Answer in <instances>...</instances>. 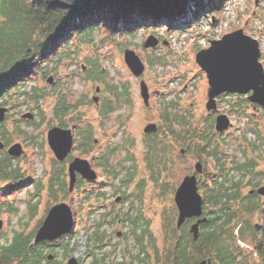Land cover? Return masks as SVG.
Segmentation results:
<instances>
[{
    "label": "rangeland",
    "instance_id": "374dc122",
    "mask_svg": "<svg viewBox=\"0 0 264 264\" xmlns=\"http://www.w3.org/2000/svg\"><path fill=\"white\" fill-rule=\"evenodd\" d=\"M162 16L161 19H157L159 21L143 23L136 21L132 24V28L127 29L121 28L126 21L119 20L115 26H119L118 28L122 30L113 29L111 24L107 27L102 24L91 46H84L81 42L79 47H72L68 58L62 61L56 75L49 73L43 76L34 70L28 73V78L25 77V80L21 81L22 84L18 86H21L20 90L27 91L34 86L44 89L46 96L41 97L37 103L33 99L29 101V98L20 94L19 90L14 92V89L6 96H0V107L5 108L0 129L6 130L11 136L8 142L0 137L4 143V147L0 149V156L7 154V148L16 142H19L23 149L20 155L12 156L22 178L18 181L0 179V219H2L0 245L9 243L15 232L26 234L36 230L49 207L57 202L65 201L71 207L76 223L69 236L53 245V251L57 256L54 264H66L69 256H75L84 264H90L92 256L89 252L94 249L88 245L86 239L91 228L94 229L98 221L105 219L97 231L106 232L112 242H117L114 231L129 230L127 224H119L117 218L113 220L111 216L104 215L111 210L110 201L114 202L118 197L112 208L113 212L125 210L131 203L132 209L141 210V215L143 214L149 221V231L155 239V244L151 245L155 248L147 249L148 258L150 259L151 256V264H154L153 261L157 259L162 264H176L166 259V256L169 257V248L176 242L173 226L176 228L178 210L174 202V193L183 177L193 172L195 162L200 160L205 165V160L204 157L199 158L202 152L196 150L197 141L194 136L188 135L194 149L187 154L184 151L181 152L186 145L181 137L178 136L175 140L166 136L164 140L168 146L171 145L167 155L174 158L167 167L168 179L173 187L166 183L161 186L156 185L155 182L153 184L148 180V172L142 160V144L148 136L143 129L149 122H155L158 127L157 135H163L161 112L164 107L170 108L169 106L172 105L175 108L177 105L181 113L186 115L191 125L190 131L195 127L203 128L205 120H209L210 117L216 133L215 143H218L227 161L234 156L238 161H243V154L247 151L248 157L257 162L255 170L263 171L259 184H264V119L254 115L248 103L235 92H225L216 96L217 110L207 111L205 103L208 82L205 72L195 61L196 52L207 47L210 39L220 38L225 33L238 28H242L252 37L260 38L261 42L258 40L260 47L264 49V0H222L213 11L207 8L199 20L188 19L189 16L176 17L174 20L163 13ZM259 29L263 30L258 32ZM127 30L131 31L124 32ZM150 35L156 37L158 42L153 47H145L143 43ZM126 48L132 49L144 64V70L139 76H135L124 62ZM92 61L106 71L105 82L109 84L108 87L121 91L126 87L129 104L122 103L115 106L105 116L99 114V106L105 98L106 87L98 80L86 78L92 68L90 65ZM49 76L52 77V82H47ZM141 79L145 81L149 92L146 105L140 96ZM55 84L58 87L54 92ZM36 92L40 93V90L37 89ZM62 93L64 97L67 95L68 102L74 104L72 111L64 118L66 128H71L73 132L74 140L71 152L65 160L60 162L49 148L46 134L49 128L60 126L53 118L52 109L55 100ZM94 97L97 101H94ZM4 99H6L5 102H3ZM84 100H86L85 104ZM26 112L32 113L33 118L22 117V114ZM217 113L226 114L232 123L224 131L218 132L214 128V117ZM31 121L35 122L31 123ZM88 124L92 128L93 149L90 154H85L82 153L83 150L81 152L75 148L77 143L75 128ZM29 134L33 135L31 140L28 137ZM170 139L172 142L169 141ZM247 143L256 147L253 150H245ZM113 148L115 150L110 156V162L113 166L116 165V172L119 173L116 179L112 176L108 177L104 169L95 163L96 156ZM182 154L184 156H181ZM75 156L89 160L97 177L95 180H87L77 175L72 190L68 191L67 167ZM206 161L207 166L205 165L203 171L210 172L213 167L212 162L210 159ZM129 170L135 173L127 188L120 179ZM52 177L64 181L67 192L61 190L59 184H54L51 193L49 184L53 182ZM197 177L198 190L203 196L200 182L205 179L204 173H199ZM141 179L145 182H141L140 184L143 183V185L138 188V182ZM248 187L245 186L242 192L245 193ZM169 211L174 213L171 215L173 221L172 225L169 223L170 226L166 218L164 219ZM101 214L104 217H101ZM187 220L184 223L189 232L190 225L196 219ZM250 221L252 225L261 224V219L257 216L251 217ZM170 228L173 229V243H167L164 240ZM249 242L248 239L238 244L247 250L250 258L254 259L253 261L251 259V264H263L255 257L254 252L249 254V250L253 249L252 242ZM123 243L121 242L122 246ZM63 245L68 247L67 254H64ZM128 246L132 253L135 252V240L132 237L128 240ZM109 247L106 245L101 251H109ZM117 257L122 256L118 254ZM104 258H106L105 262L113 260L111 254Z\"/></svg>",
    "mask_w": 264,
    "mask_h": 264
},
{
    "label": "trees",
    "instance_id": "16d2710c",
    "mask_svg": "<svg viewBox=\"0 0 264 264\" xmlns=\"http://www.w3.org/2000/svg\"><path fill=\"white\" fill-rule=\"evenodd\" d=\"M221 1L0 0V96H6L14 89V92L19 90V93L27 96L29 101L33 99L37 103L41 97L46 96L44 89L34 86L28 91L20 90L21 86L18 85L22 84L25 77L28 78V73L33 70L43 76L49 73L56 75L62 61L68 58L72 47H79L81 42L84 46H91L102 24L106 27L111 24L113 29L117 30L127 29L132 28V24L136 21L142 23L159 21L157 19L163 17L162 13L163 15L168 14L170 19L174 20L176 17L185 18V16H189L188 19L199 20L207 8L213 11ZM119 20L126 21L121 28L115 26ZM129 31L131 30L124 32ZM92 64L90 63L92 68L86 78L98 80L106 87V95L99 106V114L105 116L115 106L122 103L129 104L130 99L126 87L123 91L108 87L109 84L105 82L106 71L102 67L99 68V64L96 62L92 61ZM80 68L82 69L81 65ZM57 87L55 84L53 91ZM37 89L40 90V93L36 92ZM5 101L6 99L3 100V102ZM85 103L86 100H84ZM173 106L164 107L161 112L164 126L163 135L159 132L160 136H158L157 132L151 136L147 135L148 137L143 141L142 160L148 172V180L160 186L164 183L171 185L167 167L170 161H174V158L167 155L171 145L168 146L164 140L166 136L175 140L178 136L181 137L186 144L183 148L185 154L194 149L188 135L194 136L197 141L196 150L202 152L199 158L204 157L206 166V159H210L213 167L210 172L207 170L203 172L205 179L200 182L206 219L199 223L197 237L194 239L192 234L187 232L185 223L179 228L173 226L174 235L176 234V246L174 247L172 244L169 248V257L166 256V259L171 263L176 262V264H197L204 258H209L211 264H251L254 259L250 258L247 250L238 244V242H245L249 239V243L252 242L253 246V249L249 250V254L254 252L255 257L264 264V197H261L256 191L249 192L259 186L263 171L255 170L257 162L248 157L247 151L243 154V161H238L236 156L227 161L220 146L215 143L214 135L216 133L211 118L205 120L203 128L195 127L190 131L191 125L187 121L186 115L181 113L177 105L176 108ZM240 107L242 106L240 105ZM72 108H74V104L68 102L67 95L64 97V93H62L57 97L52 114L58 125L67 126L64 118L72 111ZM34 122L31 121V123ZM249 130L253 131L252 128ZM75 132L77 134L75 148L81 152L83 150L82 153L90 154L93 149L91 126L89 124L84 127L78 126L75 128ZM0 137L5 142L11 138L10 133L4 129H0ZM28 137L31 140L33 135L29 134ZM172 139L169 141L172 142ZM254 148L255 146L251 144L244 149L253 150ZM114 150L113 148L101 152L94 161L97 166L104 169L108 177L112 176L116 179L119 173L116 172V165L113 166L110 162V156L113 155ZM59 167L62 168L60 164ZM134 173L131 170L127 171L120 182L128 188V183L132 181ZM21 178L22 174L16 168L13 157L8 154L1 155L0 179L18 181ZM52 179L53 182L49 184L50 192L54 184H59L61 190L67 192L64 181H60L58 178L54 179V177ZM141 182H145V180H139L138 188L143 185V183L140 184ZM245 186L249 187L243 193L242 189ZM172 187L173 185H171ZM131 210L138 213V215L126 217L128 221H131L132 229L130 231L133 240L135 243H141L146 236L147 246L150 248L152 244H155V239L150 234L149 221L141 215V210L136 208ZM170 211L164 217L169 226L173 221L171 215H174ZM253 216L261 219L260 225L251 224L250 219ZM116 218L112 217L113 220ZM34 231L26 234L15 232L9 243L1 244L0 264H49L44 262L45 254L42 250L30 246ZM167 233L164 238L165 242L173 243V229L170 228ZM100 234L102 233L91 228L86 239L88 245L95 249L97 244H101L102 236ZM137 251L139 253L137 256L140 257L141 253L143 254L141 258L144 262L148 256L144 246H138ZM97 261L99 259L94 252L90 264H96Z\"/></svg>",
    "mask_w": 264,
    "mask_h": 264
},
{
    "label": "water",
    "instance_id": "95a60500",
    "mask_svg": "<svg viewBox=\"0 0 264 264\" xmlns=\"http://www.w3.org/2000/svg\"><path fill=\"white\" fill-rule=\"evenodd\" d=\"M156 37L150 35L143 45L153 47L157 44ZM260 48L258 41L246 34L242 28L225 33L220 38L210 39L209 45L201 48L195 54V61L205 72L208 82L207 101L205 108L207 111L217 110L216 96L223 92H235L248 94V99L253 103H258L264 108V68L259 61ZM124 62L130 71L139 76L144 70V64L138 55L129 48L124 50ZM47 82H52V77L47 78ZM98 90V88H96ZM140 96L144 104H148V87L143 79L139 82ZM97 101V98H93ZM5 108L0 107V121L3 120ZM22 117L33 118V114L26 112ZM229 117L223 113H217L214 117V128L216 131H224L231 126ZM157 124L149 122L144 127L145 133L157 132ZM49 148L59 161L66 159L73 146V132L71 128L53 126L46 134ZM4 147L0 140V149ZM23 149L19 142L13 143L7 148V154L18 156ZM183 153V149H181ZM69 176L68 191H71L77 179V175L87 180H95L96 171L91 167L89 160L75 156L67 167ZM203 163L198 160L194 164L191 174H186L181 180L174 193V202L177 206L178 214L176 227H181L187 219L196 218L190 225L189 232L195 239L199 231V223L206 219L203 209V198L198 190L197 174L202 173ZM256 191L264 196V184L249 192ZM119 198L117 197L116 200ZM74 225L71 207L65 201L51 205L40 226L36 229L31 244H37L43 240L58 239L68 233ZM2 219H0V229ZM67 264H82L75 257H70ZM197 264H211L209 258L201 259Z\"/></svg>",
    "mask_w": 264,
    "mask_h": 264
},
{
    "label": "flooded vegetation",
    "instance_id": "af4514ba",
    "mask_svg": "<svg viewBox=\"0 0 264 264\" xmlns=\"http://www.w3.org/2000/svg\"><path fill=\"white\" fill-rule=\"evenodd\" d=\"M263 29H259L258 30V32H261ZM249 35V34H248ZM253 38H255V37H253ZM258 38V37H257ZM255 38L257 41L259 40L260 42H261V40H260V38ZM258 41V44H259V48H260V54H259V61L262 63V65H263V68H264V49H263V47H260V42ZM237 95H239V96H241V99L244 101V102H247L248 103V105H249V108H251L254 112V115H257V117H259V118H263L264 119V108L261 106V105H259L258 103H253V102H251L247 97H248V94H239V93H236ZM252 113V114H253ZM145 134H147V135H151V134H153V133H145ZM257 140V139H256ZM255 140V141H256ZM255 143V142H254ZM246 146H249V143H247V145ZM255 147H256V145H254ZM78 177H79V175H78ZM261 185H263L262 183L261 184H259V186H261ZM258 186V187H259ZM257 187V188H258ZM253 189H256V188H253ZM261 196V195H260ZM261 197H264V196H261ZM117 201L115 200L114 202H111L110 201V207H111V210L107 213V214H104V215H109V216H111V217H113V216H116L117 217V221H118V223L119 224H127L128 226H129V230L128 231H125V230H116V231H114V233H115V235H116V241L117 242H112V239L110 238V236L106 233V232H102V231H97L98 233H102V234H100L101 236H102V242H101V244H97L96 245V247H95V249L94 248H92V249H94V251H92V252H89V255H91L92 256V258L94 257V252L96 253V256H97V259H99V261H97V263L96 264H151V256H150V259L148 258V256L144 259V262H143V258H141L142 256H143V254L141 253V255H140V257L139 256H137V254H139L138 253V251H137V247L138 246H140V245H142V246H144V250L146 251V253L148 254V251H147V249L149 248L148 246H147V237L145 236L144 237V241L143 242H141V243H135V252H131L130 250H129V246H128V240H129V238H131L132 237V232L130 231L132 228L130 227V225H131V221H128L127 219H126V217L128 216V215H138V213H137V211L135 212V211H132L131 209H132V205H131V203H129L128 204V206L125 208V210H120V211H116V212H113V209L112 208H114V206H115V203H116ZM113 213H112V212ZM104 215L103 214H101V217H104ZM143 215V214H142ZM73 219H74V217H73ZM103 220H105L104 218H102V220L101 221H98L95 225H94V229L95 230H97V229H99V226H101V224H102V221ZM115 220V219H114ZM42 223V222H41ZM75 223H76V221L74 220V225H73V227H72V229L74 228V226H75ZM38 226H40V224H38ZM127 226V227H128ZM125 227V226H124ZM138 227V226H137ZM70 230L68 233H66V234H64V235H62L60 238H58V239H52V240H43V241H40V242H38L37 244H31L30 243V246H32V247H34L35 249H40V250H42L43 252H44V254H45V257H44V262H46V263H49V264H54V263H56V260H57V256H56V254L54 253V251H53V245L55 244V243H58V241H60L61 239H64L65 237H67V236H69L72 232H73V230ZM128 229V228H127ZM138 231H139V228L137 229ZM36 231V230H35ZM35 231H34V234H35ZM34 234H33V237H34ZM133 238V237H132ZM134 239V238H133ZM33 240V239H32ZM32 242V241H31ZM121 242H124L123 243V246L121 245ZM56 245H58V244H56ZM60 245H62V244H60ZM106 245H109L110 247V249H109V251H106V252H102L101 251V249L103 248V247H106ZM176 246V242H175V244H174V247ZM67 246L66 245H63V249H64V254L66 253L67 254ZM155 247H150V249H154ZM156 250V249H155ZM46 251H48L47 253H46ZM53 252V253H52ZM175 248H174V254H175ZM121 254V256L123 257V258H125V260L121 257V258H118L117 257V255L118 254ZM109 254H111V257H113L112 259L113 260H110L109 262L107 261V262H105V260H106V258H104V256H109ZM70 257H72V256H69L67 259H66V264H67V262H68V259L70 258ZM73 257H75V256H73ZM76 258V257H75ZM77 259V261L78 262H80V263H82V264H84L82 261H80L79 260V258H76ZM141 262V263H140ZM143 262V263H142ZM153 263L154 264H160L161 262H160V260L159 259H157V261H153ZM176 263V262H175ZM162 264V263H161Z\"/></svg>",
    "mask_w": 264,
    "mask_h": 264
},
{
    "label": "bare ground",
    "instance_id": "6f19581e",
    "mask_svg": "<svg viewBox=\"0 0 264 264\" xmlns=\"http://www.w3.org/2000/svg\"><path fill=\"white\" fill-rule=\"evenodd\" d=\"M200 67V66H199ZM223 93H225V92H223ZM222 94V93H221ZM183 151H184V149H183ZM61 162V161H60Z\"/></svg>",
    "mask_w": 264,
    "mask_h": 264
}]
</instances>
